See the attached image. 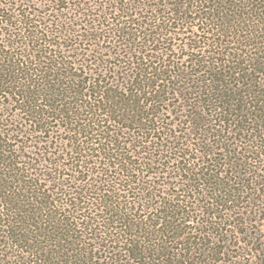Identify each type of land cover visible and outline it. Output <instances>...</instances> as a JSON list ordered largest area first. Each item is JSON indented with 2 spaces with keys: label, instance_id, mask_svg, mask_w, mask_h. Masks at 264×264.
<instances>
[{
  "label": "trees",
  "instance_id": "16d2710c",
  "mask_svg": "<svg viewBox=\"0 0 264 264\" xmlns=\"http://www.w3.org/2000/svg\"><path fill=\"white\" fill-rule=\"evenodd\" d=\"M0 264H264V0H0Z\"/></svg>",
  "mask_w": 264,
  "mask_h": 264
}]
</instances>
